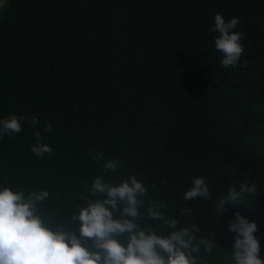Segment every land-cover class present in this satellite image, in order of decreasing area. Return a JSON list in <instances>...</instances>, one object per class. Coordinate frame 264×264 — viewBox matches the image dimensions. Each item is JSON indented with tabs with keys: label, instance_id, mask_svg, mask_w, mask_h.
Returning <instances> with one entry per match:
<instances>
[{
	"label": "trees",
	"instance_id": "1",
	"mask_svg": "<svg viewBox=\"0 0 264 264\" xmlns=\"http://www.w3.org/2000/svg\"><path fill=\"white\" fill-rule=\"evenodd\" d=\"M217 13L240 21L235 67L216 50ZM13 114L40 123L21 119L19 133L0 136V185L49 191L41 211L53 222L78 234L71 218L85 183L135 174L169 217L215 240L201 253L207 264H231L236 212L256 222L264 259V0H7L0 119ZM36 131L51 156L32 153ZM94 151L118 160L117 171L105 175ZM196 176L212 198L185 202ZM245 179L262 191L216 214V201Z\"/></svg>",
	"mask_w": 264,
	"mask_h": 264
},
{
	"label": "clouds",
	"instance_id": "2",
	"mask_svg": "<svg viewBox=\"0 0 264 264\" xmlns=\"http://www.w3.org/2000/svg\"><path fill=\"white\" fill-rule=\"evenodd\" d=\"M239 23L238 18L226 21L221 14L215 15V47L223 54L224 67H235L244 51L243 33L234 31ZM21 119H28L34 126L40 123L35 116L18 118L13 114L0 119V136L19 133ZM50 128L49 124L45 130ZM34 136L32 153L51 156L53 149L43 142L41 132L36 131ZM92 155L98 161L104 160L103 152L94 151ZM102 168L105 175L116 172L119 161L104 160ZM5 183L8 186L0 185V264H207L201 253H212L217 248L214 239L198 236V224L184 225L169 217L165 212L168 205L151 199L145 183L135 174L118 183L102 176L93 178L90 188L85 183L88 195L81 196L84 204L71 218L77 222L78 234L72 226L55 223L42 213L41 205L49 198V191L33 189L25 193ZM261 191L247 179L239 190L232 184L216 201L215 212L222 214L228 203L235 205L245 194L256 197ZM198 198H212L202 176L193 177L182 196L185 202ZM191 211L186 207L183 215ZM146 218L155 221L159 231ZM229 231L236 234L231 264H264L255 221L236 212L229 220Z\"/></svg>",
	"mask_w": 264,
	"mask_h": 264
},
{
	"label": "water",
	"instance_id": "3",
	"mask_svg": "<svg viewBox=\"0 0 264 264\" xmlns=\"http://www.w3.org/2000/svg\"><path fill=\"white\" fill-rule=\"evenodd\" d=\"M7 0H0V8Z\"/></svg>",
	"mask_w": 264,
	"mask_h": 264
}]
</instances>
